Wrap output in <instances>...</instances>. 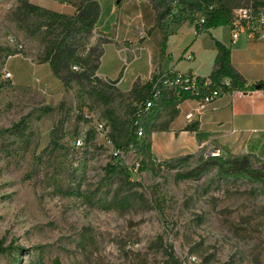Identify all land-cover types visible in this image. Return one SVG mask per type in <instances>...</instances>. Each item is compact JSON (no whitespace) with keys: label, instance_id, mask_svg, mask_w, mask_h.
Segmentation results:
<instances>
[{"label":"rangeland","instance_id":"rangeland-1","mask_svg":"<svg viewBox=\"0 0 264 264\" xmlns=\"http://www.w3.org/2000/svg\"><path fill=\"white\" fill-rule=\"evenodd\" d=\"M86 1L0 0V264H264V159L154 160L159 106L120 152L108 116L125 127L132 103L149 97L151 55L168 32L207 37L194 35L207 5L166 0L160 29L150 0H98L93 33L74 34L90 62L57 77L44 61L61 30L51 13L71 17ZM219 31L228 41L229 27ZM100 91L114 100L104 105ZM234 164L241 172L227 174Z\"/></svg>","mask_w":264,"mask_h":264},{"label":"crops","instance_id":"crops-1","mask_svg":"<svg viewBox=\"0 0 264 264\" xmlns=\"http://www.w3.org/2000/svg\"><path fill=\"white\" fill-rule=\"evenodd\" d=\"M222 27H212L201 33L207 37L191 42L175 39L180 29L168 32L151 55L150 71L155 68L153 74L179 70L211 75L216 69V41H220L230 49L231 65L246 90L233 100L225 96L201 109L192 99L164 103L161 113L165 118L158 121L163 125L148 136L153 159L168 161L197 155L208 146L218 147L221 154L234 152L264 159V42L243 35L233 43L230 27L229 39L224 40L219 31ZM189 53L194 56L192 61L184 59ZM191 112L193 120L187 118Z\"/></svg>","mask_w":264,"mask_h":264},{"label":"trees","instance_id":"trees-1","mask_svg":"<svg viewBox=\"0 0 264 264\" xmlns=\"http://www.w3.org/2000/svg\"><path fill=\"white\" fill-rule=\"evenodd\" d=\"M201 2H204L206 5H217L211 12L210 18L206 23V29H210L212 27L228 25L232 18L233 10L243 5L246 0H201ZM149 3L155 14V27L164 29L162 27V22L170 15L171 11L170 8L166 7V0H160L158 3H156L155 0H150ZM160 7H164L163 10H160ZM100 16L101 5L98 0H87L81 8H78L76 14L71 17L60 13H51L52 22L60 25L61 27L58 36L48 43L45 50L44 61L50 64L54 75L62 78L63 70H70L71 68H73L74 70H82L85 67V64L90 62L89 56L88 58L83 57L82 55L77 53L76 49L74 48V34L81 33L83 34L84 39L90 36L93 33L94 26L99 21ZM105 45L106 44L102 45L103 49ZM216 47L218 50V54L215 60L216 69L212 75L216 77H221L223 75L231 76L233 77L235 85L242 87L243 82L231 65L230 49L223 45L220 41H216ZM91 56L92 54H90V57ZM160 75L161 73H154L150 81H148L144 85V89H146L148 95L151 94L153 84L159 80ZM74 78L75 76H72L70 80H73ZM98 97L101 99L104 105H109L114 100L112 96L106 97L103 91L98 92ZM146 98L147 97H143L141 98V100L132 103L131 120L125 127H121L117 119L114 117L113 113L108 110V116L110 117L112 130L118 134L117 138H114V142L120 152L122 150L128 149L132 143H136L138 140L135 121L140 112H138V109L134 104L143 102ZM149 115L155 116V114L152 113H149ZM146 146L150 147L149 138L148 144ZM238 162L239 161H236V163ZM240 168L241 167H238L237 164H234L231 167L226 168V172L227 174H238L242 170ZM191 176L192 175H188V177ZM0 250H2V245H0Z\"/></svg>","mask_w":264,"mask_h":264},{"label":"built area","instance_id":"built-area-1","mask_svg":"<svg viewBox=\"0 0 264 264\" xmlns=\"http://www.w3.org/2000/svg\"><path fill=\"white\" fill-rule=\"evenodd\" d=\"M175 3H177V0H175L174 5H176ZM216 6V4L207 5L206 9L198 14V18L194 23V35L199 36L208 30L206 29V23ZM228 25L231 29L233 43L243 35L248 39L264 42V0H246L243 5L233 10ZM186 58L193 60L194 56L189 54ZM245 90L244 86H236L233 77L228 75L221 77L212 74L201 76L194 72L179 70L163 72L159 80L153 84L149 97L143 102L134 104L140 112L135 121L138 138L146 134L149 113H157V107L159 106L162 109L163 104L166 102H182L192 99L198 102L199 109H201L225 96L233 100L236 96L244 93ZM187 118L193 120L194 112L189 113ZM75 144L77 147H82L84 140L78 138ZM204 151L206 156H221L220 149L215 146H208L204 148Z\"/></svg>","mask_w":264,"mask_h":264}]
</instances>
